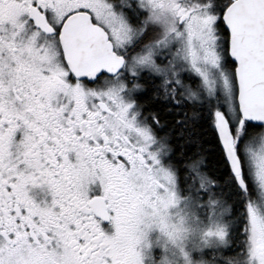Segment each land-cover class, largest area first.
<instances>
[{
	"label": "snow or ice",
	"instance_id": "snow-or-ice-1",
	"mask_svg": "<svg viewBox=\"0 0 264 264\" xmlns=\"http://www.w3.org/2000/svg\"><path fill=\"white\" fill-rule=\"evenodd\" d=\"M0 264H264V0H0Z\"/></svg>",
	"mask_w": 264,
	"mask_h": 264
}]
</instances>
